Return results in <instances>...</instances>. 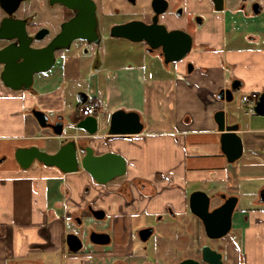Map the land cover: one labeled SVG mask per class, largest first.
Here are the masks:
<instances>
[{
    "label": "flooded vegetation",
    "instance_id": "af4514ba",
    "mask_svg": "<svg viewBox=\"0 0 264 264\" xmlns=\"http://www.w3.org/2000/svg\"><path fill=\"white\" fill-rule=\"evenodd\" d=\"M230 1L235 3L232 13L257 16L263 11L260 0ZM228 2L229 0H0V122L6 114L3 105L6 100L17 105L21 101H29L23 109L13 108L8 111L13 119L20 115L32 117L38 125L33 111L39 110L47 116L48 122H52L50 111L36 104L35 96L39 93L35 88L37 77H42L43 82H46L48 74L55 72L65 83L106 85L113 78L112 71L115 67L124 63L135 49L137 52L138 47L144 53L161 59L166 66H171L174 75L180 65L187 72L188 67L192 69L195 64L191 55L196 51L195 39L199 36L200 29L205 27L209 30V24L215 18L222 24L224 15L229 11ZM218 5L221 8L216 10L215 6ZM130 23L158 26L165 33L182 31L190 36L189 50L181 59L164 63L162 45L150 48L143 40L131 41L114 35L115 29ZM55 40L57 48L50 51ZM123 42L131 43V48H123ZM201 46H205L198 49L202 54L207 45L202 43ZM46 65H49L47 69L32 73L29 86L23 89L25 81L23 82L22 72ZM237 81L239 82L236 77L231 78L224 88ZM79 92L85 93V101L96 100L99 103L100 110L94 116L98 119V130L102 119L106 123L104 139L117 136L105 135L111 112L101 115L100 102L84 91ZM257 93L259 98L260 92ZM78 105V118L85 117L79 115ZM73 123L68 128L76 130L72 127ZM64 126L63 122L62 135L67 139L75 136L78 139L77 145L89 144L90 137L85 132L80 130L82 133L75 135L65 132ZM1 127L2 123L0 131ZM8 138V143L12 144L11 155L19 169L27 170L35 163L42 164L33 161L28 168L23 169L15 160L17 148L37 146L33 141L35 135H29L28 142L24 145L19 143L14 134ZM58 138L59 141L62 139ZM0 140H3L2 135ZM59 141L53 151L37 147L51 153L57 150L61 144ZM94 152L100 154L95 150ZM6 161L5 153L0 152V165ZM80 170L82 169L78 171ZM89 177L96 186L95 191L90 185H83L76 201L68 193L64 194V200L72 205V209L58 217L60 231L57 237L53 236L48 225H43L41 240L25 239L27 246L21 253L14 258L7 257L3 264H52L55 255L61 259L62 264H166L163 253L159 252L160 248L165 249L170 257L183 248L187 251L184 255L180 253L172 264H179L184 259L208 264L202 259L205 247L219 252L224 264H264V243H244L242 225H235L237 215L238 223H246V220L251 219L250 211L258 212V209H237L239 198L236 196L237 203L232 212L230 229L217 238L206 234L202 220L189 209L188 199L192 191L201 190L209 196L210 211L222 204L227 197L237 195L229 187L214 192L193 189L187 193L181 210L170 203H161V194L169 185L161 184L162 178L158 173H155L152 181L129 177L126 166L123 175L104 184L97 183L90 175ZM263 189L264 185L253 194L258 205L264 204L260 200ZM91 191L93 194L89 196ZM106 197H110L107 202ZM215 199L217 202L214 203ZM255 218L263 220L264 224V218ZM45 219L48 221V215ZM168 226L172 230H168ZM200 229L205 238L202 241H199L198 236ZM231 231L234 232L233 240L227 237ZM212 242L214 245H211ZM77 245V250L71 249Z\"/></svg>",
    "mask_w": 264,
    "mask_h": 264
},
{
    "label": "crops",
    "instance_id": "0c3cea01",
    "mask_svg": "<svg viewBox=\"0 0 264 264\" xmlns=\"http://www.w3.org/2000/svg\"><path fill=\"white\" fill-rule=\"evenodd\" d=\"M260 2L263 11L259 15L243 16L239 12L232 13L235 3L229 0V11L224 15L221 28L223 36L216 41L213 25L217 20L214 17L215 21L209 24L212 32L195 39L197 45L205 43L207 49L201 54L200 48H196L192 53L195 64L190 71L186 72L180 65L174 75L171 66L153 55L151 66H145L147 57L140 55L143 50L138 47L137 52L115 67L113 78L106 85L80 88L78 83H65L55 72L48 74L46 82L37 77L36 104L51 115L56 114L52 122L60 118L65 126L78 119L79 91L100 102L101 115L121 108L136 111L143 124L139 134L117 135L105 140L102 122L97 133L90 137L89 144L97 153L112 151L122 155L129 177L152 181L158 173L161 184L169 185L161 194V203H170L182 210L187 193L193 189L214 192L236 187L237 182H230V177L238 168L232 169L229 166L232 162H228L221 152L214 113L223 109L227 123L238 122L230 103L216 95L233 77L239 80L238 89L243 91L242 95L264 91V0ZM28 103L26 100L17 105L6 100L3 104L6 114L0 122L3 137L0 152L5 153L7 161L0 165V264L7 257L14 258L21 253L27 246L25 239L41 240L43 225H48L57 237L60 231L58 217L72 209V205L64 200V194L68 193L76 201L83 185L88 184L96 190L83 170L63 173L56 167L36 163L27 170L19 169L11 155L9 135H16L21 145L28 142L29 135H35L34 143L48 151H53L59 141L51 129L38 126L32 117L20 115L13 119L9 116V110L23 109ZM66 104L73 106L67 116L64 112ZM248 132L252 131L239 124L237 133L243 144L241 156L253 157L264 165V148L258 152L253 150L252 140L243 138ZM70 133L78 135L82 132L76 129ZM93 191L88 195L92 196ZM249 198L251 209L261 211L255 196ZM109 199L106 197L105 201ZM259 211H250L251 223L257 224L246 229L244 243H259V235L264 234L260 231L262 226L264 231L263 220L260 223L255 218H264Z\"/></svg>",
    "mask_w": 264,
    "mask_h": 264
},
{
    "label": "water",
    "instance_id": "95a60500",
    "mask_svg": "<svg viewBox=\"0 0 264 264\" xmlns=\"http://www.w3.org/2000/svg\"><path fill=\"white\" fill-rule=\"evenodd\" d=\"M220 8L219 5L215 6L216 10ZM163 33H165L163 29L161 30L158 26H145L137 23L119 26L114 30V35L125 37L131 41L143 40L149 44L150 48L162 45L164 63L181 59L189 50L191 43L190 36L179 30ZM56 43L57 40L51 45L50 51L57 48ZM23 58H25L24 55ZM48 66L22 72L23 82L25 81L23 89L29 86L33 72L43 71ZM190 69L191 67H188L187 70L190 71ZM239 86L240 83L238 81L232 82L229 87L219 89L216 97L225 102H230L233 99V92ZM77 100L79 103L84 102L86 100L85 93H77ZM253 111L258 115H264V91L260 93ZM33 115L40 127H49L55 137H62L59 141L61 144L56 151L51 153L41 150L35 145L17 148L14 155L15 160L21 168L26 169L33 161H37L46 166L56 167L63 173L77 172L79 169H82L100 184H104L112 178L125 173V158L119 153L106 151L96 154L93 147L89 144L83 146L77 145V137L73 136L67 139V137L63 136V121L60 118L55 122H48L47 116L39 110L33 111ZM214 120L220 133L221 152L225 155L228 162H233L243 152L242 139L237 133L239 124L227 123L226 113L223 109L217 110L214 113ZM72 127L85 132L88 137H91L97 133L98 119L94 115L78 118L77 121H74ZM142 127L143 124L136 111L117 109L111 112L109 116L105 135L138 134L142 131ZM260 200L264 201L263 192L260 193ZM236 203L237 197L229 196L222 204L208 211L209 196L205 192L201 190L192 191L188 199L190 211L202 220L206 234L212 238L221 237L229 231L232 212ZM78 248L79 245L71 247L72 250H77ZM202 259L208 264H224L221 260V254L209 247L203 248ZM179 264H198V261L184 259Z\"/></svg>",
    "mask_w": 264,
    "mask_h": 264
},
{
    "label": "rangeland",
    "instance_id": "374dc122",
    "mask_svg": "<svg viewBox=\"0 0 264 264\" xmlns=\"http://www.w3.org/2000/svg\"><path fill=\"white\" fill-rule=\"evenodd\" d=\"M215 23V22H214ZM221 23L220 20H217L216 23L213 25L214 26V36L216 41L220 39V37L223 36L222 34V29H221ZM201 32L200 34L202 36H204L205 33L208 32H212L211 30H206L205 27H203L202 29H200ZM199 30V31H200ZM199 34V35H200ZM131 43L128 42H123L121 45L123 48H131ZM130 46V47H129ZM196 48H205V46H201V45H197L195 43L194 45V49ZM136 49L134 50L135 53ZM140 51H138L139 54ZM133 55V54H132ZM140 55L142 57H147V60H145V66H151V60L153 58V56H151L149 53H144V52H140ZM141 57V58H142ZM146 59V58H145ZM80 87V86H79ZM80 88H86L85 85H81ZM243 91H241V89L236 90L233 93V99L232 101H230V105L233 109V111L235 112L236 116V120L237 122L240 124V126L244 127V128H248L249 130H251L252 132H248L243 134V138L246 141L247 138H250L253 142V150L255 151H259L262 148H264V115H258L256 113H254L253 110H248L243 103L241 102V95H242ZM73 106L66 104V108H65V116L68 115V111L72 110ZM248 110V113H246L245 111ZM56 114H52L50 115V119L53 120L54 116ZM99 117L101 118L102 116L99 115ZM252 117V118H251ZM250 119H252V121H250ZM104 120L102 119V122ZM104 125H106L105 121L103 122ZM256 129V130H254ZM64 130L65 132L68 131V133L72 132V129L68 128V126H64ZM36 133V131H35ZM245 148V147H244ZM264 150V149H263ZM254 156V155H253ZM229 166L234 169L235 167L238 168L236 174H233V177H230V182L236 183L237 182V186H232L229 187L231 188V190H235V196H237L239 198L238 203H237V209L241 208H251L250 206L252 204H250V196H252L259 187H261L262 185H264V165H261L260 162H258L257 160H255L253 157L252 158H247L245 155L241 156L239 159L235 160L234 162L230 163ZM217 202V200H214V203ZM260 208H262L261 211L259 212H263L264 213V204H261L259 206ZM258 208V206H257ZM238 216V215H237ZM236 216L235 218V225H242V230L243 233H246V229L249 228L252 224L253 226L257 223H251L253 222L251 219L250 220H246V223H238L239 218ZM186 217V215L184 216ZM257 226V225H256ZM240 229V228H239ZM168 230H172L171 226H168ZM259 230V228H258ZM261 232L263 231V226L261 227ZM198 236H199V241L202 239L205 240L204 236H203V232L200 229V231H198ZM233 236H234V232L231 231L228 233L227 237H229L230 240H233ZM264 234H260L259 238H260V242L259 243H264V238H263ZM238 238H240L238 236ZM241 239V238H240ZM201 243H198V245H200ZM213 244V242L211 243V245ZM159 245V244H158ZM214 245V244H213ZM159 252H162L165 258V263L166 264H172L174 262L175 259H177V257L180 255H184L187 253V251L183 248L181 250V252L179 251V253H177L176 255L173 253V255L167 256V252L165 251V249L160 248ZM61 259L55 255V257H53L52 259V264H62V261H60ZM51 264V263H50Z\"/></svg>",
    "mask_w": 264,
    "mask_h": 264
},
{
    "label": "built area",
    "instance_id": "2783aa9c",
    "mask_svg": "<svg viewBox=\"0 0 264 264\" xmlns=\"http://www.w3.org/2000/svg\"><path fill=\"white\" fill-rule=\"evenodd\" d=\"M257 100H258L257 92L251 91L241 95V102L248 110H253V107ZM99 110H100V105L96 100H88L78 105V113L80 116L94 115L95 113L99 112ZM248 110L245 112L248 113Z\"/></svg>",
    "mask_w": 264,
    "mask_h": 264
}]
</instances>
